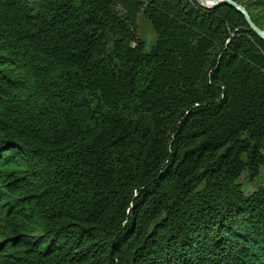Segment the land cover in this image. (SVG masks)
Wrapping results in <instances>:
<instances>
[{
	"label": "trees",
	"instance_id": "trees-1",
	"mask_svg": "<svg viewBox=\"0 0 264 264\" xmlns=\"http://www.w3.org/2000/svg\"><path fill=\"white\" fill-rule=\"evenodd\" d=\"M263 164L264 42L234 8L0 0V264H264L237 183Z\"/></svg>",
	"mask_w": 264,
	"mask_h": 264
},
{
	"label": "rangeland",
	"instance_id": "rangeland-1",
	"mask_svg": "<svg viewBox=\"0 0 264 264\" xmlns=\"http://www.w3.org/2000/svg\"><path fill=\"white\" fill-rule=\"evenodd\" d=\"M136 32L139 39L143 42L144 51L148 52L156 41V33L149 21L139 13L136 18ZM237 183L245 196L264 191V164L260 166L256 176H250L244 172Z\"/></svg>",
	"mask_w": 264,
	"mask_h": 264
},
{
	"label": "water",
	"instance_id": "water-1",
	"mask_svg": "<svg viewBox=\"0 0 264 264\" xmlns=\"http://www.w3.org/2000/svg\"><path fill=\"white\" fill-rule=\"evenodd\" d=\"M200 5L211 8L216 5L225 4L241 13L250 29L264 42V30L259 28L251 19L248 11L234 0H195Z\"/></svg>",
	"mask_w": 264,
	"mask_h": 264
}]
</instances>
